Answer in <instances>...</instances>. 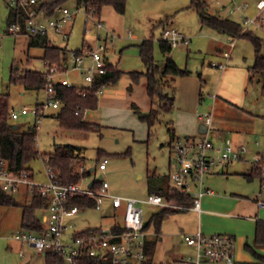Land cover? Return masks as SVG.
Returning a JSON list of instances; mask_svg holds the SVG:
<instances>
[{"label": "rangeland", "instance_id": "374dc122", "mask_svg": "<svg viewBox=\"0 0 264 264\" xmlns=\"http://www.w3.org/2000/svg\"><path fill=\"white\" fill-rule=\"evenodd\" d=\"M201 11L191 7V0H125V8L121 19L111 14V7H105L103 12L110 21L116 23L115 37L106 39V52L110 61L116 63L121 69L127 71L143 70L144 64L138 53L136 39L146 37L152 38L153 59L156 64L162 66L164 55L160 50L159 40L162 28L165 25L176 28L187 39L179 47H172L169 56L178 66L187 69L199 70L200 64L203 68L210 67V63L218 61L216 53L217 34L211 27L203 25L200 20V13L218 14L238 19L240 12L234 10L237 6L246 4L242 11L248 17L255 15V0H202ZM10 0H0V92H7L11 108L19 110L22 107H30L40 102L44 98L43 90L35 91L25 89L19 82H11V70L17 69L18 75L26 69L44 71L45 65L41 59L42 49L39 46H29V36L27 34H10L7 25L10 18ZM70 9L77 7L75 0L65 3ZM104 23L100 15L99 17ZM95 18L86 16L83 7H80L75 16L70 19L65 26L69 31L67 42L68 49L80 48L84 44L95 45L96 28ZM107 23V22H106ZM105 23V25H106ZM108 28V26L106 25ZM109 29V28H108ZM254 31L264 32V21L262 28H250ZM104 35V32L101 31ZM225 37V36H224ZM52 39V38H51ZM231 38H229L230 40ZM235 41L243 43L244 51L248 49L252 53V44L246 38H233ZM55 42L63 45L62 39L56 37ZM245 45L247 46L245 48ZM67 77L76 84L83 82L82 77L73 71ZM170 76L163 77L160 81L161 92L153 95V107L158 110L156 118L147 125L145 137L142 133H134L127 128L98 127L90 129H67L59 125L56 117V110H49L48 114L41 118V122L36 131V149L39 154L33 159L29 166L32 168L33 178L45 181L43 170L45 163L43 158L47 153H52L58 148L68 145H78L81 149V161L77 164H84L89 173L86 175V183L97 180L99 174L109 184V191L113 194L144 197L147 194L148 180L155 185L167 186L169 184L168 161L170 153L169 120L172 118L166 105L171 94ZM128 75L120 77L113 85L114 89H121L130 83ZM252 88V87H251ZM99 111H95L93 117L85 114L87 120L99 121ZM19 124L21 130L28 125L35 123V116L32 114L19 115L16 119H11ZM147 124V123H146ZM172 126V125H171ZM200 136H196L199 138ZM107 158L106 168L101 170L98 167L99 161ZM237 170L248 168L246 163H232ZM91 168L94 170L92 171ZM233 177H237L232 175ZM235 180L237 178H234ZM240 179V178H239ZM257 181V180H255ZM20 204L6 205L0 204V264H44L45 253L38 251L28 243L21 244L11 237L21 230L22 203L25 199L17 197ZM144 217L152 212V206L143 204ZM114 209L109 199L103 204L101 209L93 206L80 207L75 215L67 217V221L72 224L70 229L86 230L89 228L106 226L110 223L111 215L118 212ZM39 211L38 213H41ZM119 213V212H118ZM185 243V241H184ZM186 244V243H185ZM23 252V256L19 252Z\"/></svg>", "mask_w": 264, "mask_h": 264}, {"label": "built area", "instance_id": "2783aa9c", "mask_svg": "<svg viewBox=\"0 0 264 264\" xmlns=\"http://www.w3.org/2000/svg\"><path fill=\"white\" fill-rule=\"evenodd\" d=\"M37 0H10L11 6H19L26 13L24 24L12 22L7 25L10 34H46L60 35L64 40L68 39L69 31L65 29L66 23L75 16L82 6L70 9L65 4L55 8V14L48 15L45 10L35 9ZM256 13L248 17L242 11L246 4L237 6L234 10L240 12L242 31L250 28H262L264 21V0H255ZM84 9V8H83ZM85 11V10H84ZM86 13V11H85ZM95 18L96 43L95 45L84 44L80 48L68 49L69 60L61 65L49 63L44 70V98L30 107H22L19 110L10 108V118L16 119L19 115L32 114L35 116V126L38 128L41 118L46 116L49 110L59 108V100L56 97V84L76 86L84 95L94 88L98 97L108 83L102 81L106 73V67L110 63L106 52V39L112 40L114 33L109 30L104 21ZM104 32V35L101 34ZM235 38V37H234ZM160 39L168 42L171 47L178 46L185 36L176 28L166 26L160 33ZM234 44V39L229 45ZM225 61L219 63V67L226 64L229 50L224 51ZM216 65L217 63H212ZM77 72L83 82L76 84L63 78L71 72ZM89 110H85L84 114ZM197 116L203 120L205 131L199 137H173L170 141L173 155L169 176L172 187L180 193L191 194V204H181L168 201L157 193H148L144 197L124 196L113 194L109 191V184L102 175L97 178L98 187L92 186V181L86 183L87 170L84 164L77 167L78 180L74 182H62L56 169L48 164V157L43 158L45 167L43 176L45 181L35 180L33 172L21 170L13 172L8 161L0 157V193L22 197L25 201H31L36 195L46 197V205L38 219L42 226L39 231L21 229L11 237L21 244L28 243L38 251L53 252L62 258V264H146V240L148 231L144 228L143 204L155 205L160 208L177 210L202 211L201 200L205 193L210 190L203 187L204 177L221 167L237 161H246L252 170H256L260 177V186L264 190V141L255 139L257 149L249 153L248 145H235L229 138L215 143L210 137L212 130V112H197ZM38 155H41L38 153ZM107 158L103 157L98 164L99 169L106 167ZM77 195H88L95 198L96 209H101L106 199L118 212L111 215L110 223L106 226L89 228L86 230L70 229L72 224L67 217L75 215L80 208L71 204V199ZM259 204H263L258 200ZM183 240L195 248L194 261L205 258L210 261L232 263L234 260V238L225 233L206 234L201 229L182 234ZM23 256V252H19ZM183 259V258H182ZM173 264V263H165Z\"/></svg>", "mask_w": 264, "mask_h": 264}, {"label": "crops", "instance_id": "0c3cea01", "mask_svg": "<svg viewBox=\"0 0 264 264\" xmlns=\"http://www.w3.org/2000/svg\"><path fill=\"white\" fill-rule=\"evenodd\" d=\"M105 7H111V14L117 17L116 21H119L118 17L122 18L120 14L123 13L117 12L111 5L102 6L100 11L109 30L118 34L116 23L104 15ZM254 9L256 10L255 5L252 10ZM236 20L241 21L240 17ZM166 26L168 25L164 27ZM249 30L261 38L260 53L264 56V32L252 29L245 31ZM220 34L222 36L215 38V50L218 55L216 65L212 62L209 64L210 67L203 68L201 63L199 70L188 69L189 73L185 75L169 77L172 84V100L168 99L166 109L172 117L169 120L170 129L173 137L201 136L205 131V126L203 120L197 116V112L210 111L213 117L210 134L212 140L218 143L229 138L235 145L246 144L251 154L257 149L253 141L255 139L264 141V96L260 92L261 76L257 74L251 78L248 68L254 61L253 48L252 53L249 54L245 45L247 51H244V45L242 41H239L240 39L234 40V44L230 46L229 41L234 37ZM48 37L53 44L67 48L68 39L64 40L54 33ZM56 37L62 39L63 45L55 42ZM132 37L136 39L137 46L146 38L137 39L136 35ZM235 37L243 38V36ZM186 42L187 39L183 40L177 47ZM226 50H229L226 64L219 67L218 64L225 61L223 53ZM107 58L116 69L122 72L118 80L128 75L131 82L119 90L113 88L118 80L106 85L97 97V107L88 111V115L93 117L94 112L98 110L100 112L99 121L87 120L85 115L84 119L100 127L127 128L134 133H142V136L138 137L143 139L147 124L139 119L136 110L147 113L152 107L151 98L147 92V76L145 75L147 67L141 59L144 69L136 70L141 72L136 78L132 74L134 71L123 70L116 63L111 62L108 56ZM65 60H69L68 52ZM63 78L70 80L67 75ZM170 155L169 170L173 159L172 152ZM237 162L246 163L248 168L239 171L231 163L204 177L203 187L209 189L210 192L202 197L200 213L194 210L168 212L161 219L157 231H155L153 222H150L147 228V241L154 242L150 264H261L246 245L253 248L256 253L264 255V244H256L254 241L256 222L264 220V190L260 186V177L254 174L250 165L246 161ZM91 170L94 171L92 168ZM100 175L102 174L98 177ZM168 185L170 186V182ZM258 200H261L263 204H259ZM150 206H152V212L148 218L144 217L145 221L160 209L155 205ZM197 229H201L206 234L231 235L235 243L233 262L226 263L201 258L198 263H195L196 250L193 246L184 243L182 234ZM0 238L4 236L0 235Z\"/></svg>", "mask_w": 264, "mask_h": 264}, {"label": "trees", "instance_id": "16d2710c", "mask_svg": "<svg viewBox=\"0 0 264 264\" xmlns=\"http://www.w3.org/2000/svg\"><path fill=\"white\" fill-rule=\"evenodd\" d=\"M69 0H37L34 8L45 10L48 15L55 14V8L59 5H64ZM77 6H82L86 13L94 17H100L102 6L111 5L117 12L123 13L125 8V0H75ZM204 1L191 0V7L198 11L203 8ZM8 5H10L8 3ZM11 6V5H10ZM10 18L8 24L12 22H19L24 24L26 19L25 11L19 6H11ZM200 20L203 25L213 28L217 32L226 34L228 36H243L249 39L253 45L254 61L248 67L251 78L253 75L259 74L261 76L260 92L264 96V56L261 55V38L252 31H242L241 21L234 20L229 17L220 16L218 14L200 13ZM29 46H39L43 49L41 59L44 65L49 63H57L61 65L64 62L68 49L66 46H58L53 44L48 35L36 34L29 36ZM160 50L164 55V63L159 66L153 59L152 38H145L138 44L139 55L147 67L145 75L147 76V92L153 103V95L158 92L160 96L164 97L161 92L160 81L163 77L179 76L189 73L186 68H180L175 61L169 56L172 49L171 45L163 40H159ZM106 73L102 76V81L108 84L114 83L121 75V71L109 63L106 67ZM133 75L137 78L141 72L134 71ZM11 82H19L25 89L40 91L44 87V71L35 69H26L21 75H18L17 69L11 70ZM100 84V83H99ZM95 84L94 88L88 90L84 95L80 93L76 86H66L63 84H56V97L59 100V108L56 110V117L59 125L67 129L86 130L96 124L84 119L85 110H93L97 107L98 98L93 90L99 85ZM172 100V96L168 97ZM170 104H172L170 102ZM10 104L7 92H0V157L8 161L9 168L13 172L21 170L32 171L29 163L38 157L36 149V131L35 124L28 125L26 129L21 130L20 125L14 123L10 118ZM140 120L145 121L149 127L152 120L156 118L158 110L152 105L147 113H142L136 110ZM170 138L173 139V133L169 128ZM80 147L76 145H68L63 148H58L52 153H47L48 164L56 169L58 178L65 183L74 182L79 178L77 164L81 161ZM255 175H258L256 170H252ZM89 171H85L87 175ZM252 176V174H250ZM249 175V176H250ZM92 186L98 187L99 183L94 180ZM148 193L160 194L168 201L181 204H191L192 195L180 193L171 185L159 186L152 184L149 180L147 182ZM147 193V194H148ZM95 198L88 195H77L71 199V204L79 207H88L94 205ZM0 204L15 205L20 204L16 196L0 193ZM46 205V197L41 195L34 196L31 201L22 203L21 227L26 230L39 231L42 229L38 219V212L43 210ZM177 209L160 208L154 212L150 218L144 222V228L147 229L150 222H153L155 231L159 229V223L163 216L171 211ZM256 244H264V220H258L255 226ZM247 249L264 264V255L255 252L253 248L246 245ZM154 242L146 240V255L147 262L150 264V259L153 254ZM62 258L53 252H45L44 264H62Z\"/></svg>", "mask_w": 264, "mask_h": 264}]
</instances>
